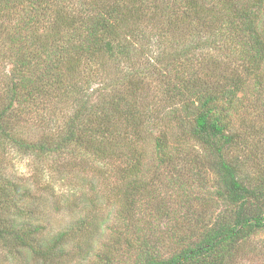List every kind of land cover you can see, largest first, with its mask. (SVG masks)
Returning a JSON list of instances; mask_svg holds the SVG:
<instances>
[{"label":"trees","instance_id":"trees-1","mask_svg":"<svg viewBox=\"0 0 264 264\" xmlns=\"http://www.w3.org/2000/svg\"><path fill=\"white\" fill-rule=\"evenodd\" d=\"M263 70L264 0H0V151L67 156L73 174L83 156L92 167L95 156L116 172L121 164L124 181L115 189L118 216L100 212L107 195L92 185L77 198L75 229L47 240L41 225L21 223L36 208L21 204L27 193L7 180L0 185L5 256L28 252L39 264H67L78 247L97 264H116L122 251L135 255L130 264H241L247 238L264 229V177L234 151L245 138L238 126L263 104L245 102L247 77L263 96ZM51 105L69 108L61 125L45 122ZM32 124L42 138L17 135ZM143 146L159 171L145 179ZM198 164L215 178L209 186L187 174L200 189L191 214L207 195L232 208L193 222L186 196L175 226L155 225L150 214L171 216L150 205L162 202L165 186L185 190L184 171ZM145 197L151 202L142 207ZM106 229L110 237L96 249Z\"/></svg>","mask_w":264,"mask_h":264},{"label":"rangeland","instance_id":"rangeland-1","mask_svg":"<svg viewBox=\"0 0 264 264\" xmlns=\"http://www.w3.org/2000/svg\"><path fill=\"white\" fill-rule=\"evenodd\" d=\"M187 31H184L186 33ZM264 77V70L262 71ZM249 91L246 92V103L250 104L252 107L256 105V116L252 118H246L242 121V126L238 128L244 133V142L240 144L242 148L234 151L235 154L240 157L243 161L248 164L249 173L255 174V176L264 177V88L262 90V95L256 98L257 92L253 89V79L247 77ZM67 109H55V106H50V112L47 109H43V115L46 116L45 122L53 123L54 125H61V120L65 118V113L68 112ZM32 119L34 115H32ZM53 119V120H50ZM50 120V121H48ZM253 124V125H251ZM29 125V124H28ZM33 127V124L31 125ZM20 129L18 128V136L22 138L27 137L30 141L42 138L40 128L33 127L30 129ZM28 130V131H27ZM34 134V136H33ZM142 144V142H141ZM140 144V146H141ZM196 150L201 153L202 149H199L198 145H195ZM143 152L145 153L146 161L149 160V165L145 167L146 173L143 174V179L146 177H152V174L158 175L159 171L156 166L157 159H154L156 155L150 147L143 146ZM50 157H45L38 152H25L24 150H18L16 148H6V152L0 151V185L5 184V182L12 181L14 185L19 186L27 193L24 200L21 202L24 206L29 208H36V214L29 220H21V223L28 224L33 223V225H41L42 231L39 232L41 237H45L49 240V237L57 235L67 229H75L80 215L76 212L75 205H77V198L81 196L84 191H88L92 185H97L100 190L107 195V205L102 206L99 210L102 211L106 216L114 218L111 212L115 216H118L117 211L119 205H114L117 201H122V195L115 191L117 186L124 181H121L122 175L119 173L122 170V165L116 166V170L111 169L110 165L104 161H99L94 156H89V161L92 163L93 167L84 162L85 157L81 158V170L76 169L73 174L70 172V167L67 166L70 159L66 157H59L58 155H49ZM251 159H250V158ZM86 161V160H85ZM198 167H191L192 165H187L191 167V170L184 171L183 181L185 182V190L176 188L173 190L168 189L165 186L166 194H161L160 198L162 202L154 205H150L151 198L145 197L144 204L142 207L151 206V210L154 207L162 205L166 209L171 217L163 213L150 214L156 221L154 224L159 227H163V222H168L171 226H175L178 223V217H182L184 212L182 209V201L186 196L189 197L190 201L193 202V194L198 195L200 192L199 188H195L199 184L198 180H189V177L194 175L195 177H200L202 180H207L210 186L212 181H214L215 175L210 171L208 166L205 164H198ZM88 168L85 171V167ZM99 167L103 172L98 173ZM114 166V165H113ZM95 167V168H94ZM67 170V172L65 171ZM150 169V171H149ZM96 171V172H95ZM179 170L170 171L172 175H176ZM253 171V172H252ZM188 172V173H187ZM189 174L190 176L188 177ZM171 174H169L170 176ZM96 183V184H95ZM51 186V191L48 189ZM99 190V188H97ZM202 193V192H201ZM106 198L104 199V201ZM209 195H207L206 204H202L198 207V213L196 216L191 214V211L196 207L195 202H193V207L190 210V215L193 218V222L198 220L204 222L202 219L207 220L211 216L215 218L219 213L227 212L226 209H231L232 207L224 204L221 200L216 199V201H208ZM74 205V206H70ZM228 206V207H227ZM174 211H177L174 213ZM76 212V213H75ZM150 213V211H148ZM165 215V216H164ZM156 216V217H155ZM201 218V219H199ZM114 221H116L114 219ZM188 221L185 222L184 230H188ZM109 224H112L110 220ZM157 230H160L157 228ZM175 230V229H174ZM77 232V231H71ZM111 231L105 230L101 239L96 243V249H101V244L103 241H107L110 237L108 235ZM159 237L164 233L163 231H157ZM246 245L243 247L242 252L239 257L241 264H264V229L258 232L250 234L247 238ZM78 247H72L70 249L71 253L67 264H97L98 259L92 255L83 259L82 256L76 252ZM126 251V250H125ZM128 251V250H127ZM119 258L115 260L114 263L119 264H130L133 262L135 255L130 254V252L116 253ZM39 264L36 260L30 257L28 252L20 254L18 259H8L5 256L4 247L0 245V264Z\"/></svg>","mask_w":264,"mask_h":264}]
</instances>
